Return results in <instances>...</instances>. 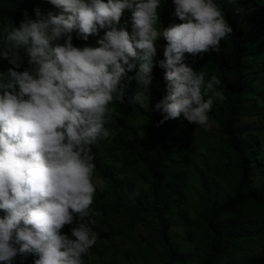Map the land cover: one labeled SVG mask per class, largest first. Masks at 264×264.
Instances as JSON below:
<instances>
[{
  "label": "clouds",
  "instance_id": "clouds-1",
  "mask_svg": "<svg viewBox=\"0 0 264 264\" xmlns=\"http://www.w3.org/2000/svg\"><path fill=\"white\" fill-rule=\"evenodd\" d=\"M59 14L25 12L18 26H0V261L20 256L34 264H84L96 235L97 188L93 146L110 136L106 124L127 102L149 111L156 42L161 38L166 95L155 105L165 121L183 116L208 130L221 80L197 71L188 55L221 50L233 34L217 0H173L180 22L163 27L161 0H49ZM244 11L240 0H223ZM131 11L132 32L121 24ZM160 25V26H158ZM101 30L103 35L100 36ZM96 47H78L73 34ZM187 54V55H186ZM23 71L19 69L23 65ZM138 68V70H137ZM134 72V75H129ZM132 81L137 90L128 95ZM207 97V99H205ZM71 234L62 230L73 225Z\"/></svg>",
  "mask_w": 264,
  "mask_h": 264
},
{
  "label": "rangeland",
  "instance_id": "rangeland-1",
  "mask_svg": "<svg viewBox=\"0 0 264 264\" xmlns=\"http://www.w3.org/2000/svg\"><path fill=\"white\" fill-rule=\"evenodd\" d=\"M35 10L39 9L41 14L47 16L49 12L59 14L60 10L55 8L49 0H33ZM167 1L170 5L173 0ZM167 26L177 20L173 16L175 5L172 3L169 8ZM25 18V13L20 12ZM30 16V15H28ZM33 19L36 18L35 11ZM163 27V21L160 18ZM160 26V25H158ZM247 29V26H245ZM166 41L162 38L156 42L157 55L154 58V69H157L159 61L164 59L163 51ZM226 43L221 42V50L208 52L203 56L192 57L188 55L187 63L197 71L206 73L207 81L212 75H216L221 84L218 91L223 92L224 101H214L209 113L212 127L205 130L202 127L190 124L183 116L180 117L182 127L187 128V142L190 145L189 152L185 159L179 149H175V160H183L177 164L173 173L174 177L180 176L184 183V197L182 201H174L168 210V221L171 222L170 241L186 255L176 264H203L205 248L209 242V232L204 223V217L210 209L209 200L203 195L202 173L210 178L212 185V197L225 198L231 193L238 176V159L223 141L220 132V120L223 118L226 107L232 95V75L209 61V55L215 54L219 57H226ZM187 55V54H186ZM245 67L252 73L251 83L254 90L253 97L258 104V109L248 113L242 120V125L248 128V138H258L260 143L259 152L253 161L252 174L254 176V187L260 188L264 183V59H254L248 56ZM155 86H158L157 79H153ZM135 88V91L137 90ZM130 85L127 89L129 94ZM152 93L150 90V102ZM207 99V97H205ZM118 116L106 124L110 136L95 145L93 150L95 161L100 167L95 166L93 180L103 181L105 187L97 188L94 196V212L99 215L91 216L95 224L105 235L96 232L94 248L89 250V264H165L168 257V248L163 240V226L159 218L150 212L147 207L153 203L152 184L144 161L138 153L131 149H124L121 144L129 143L137 145L140 149L150 148L164 136L162 128L146 114L149 111H138L130 105L117 104ZM146 113V114H145ZM104 170V171H103ZM128 188L135 194L130 195ZM140 198L146 208L138 199ZM115 203H126L131 207L141 208V211L131 216L128 212L118 211L110 206ZM97 205V206H96ZM96 206V207H95ZM250 220L256 227L261 226L262 219L259 216H251ZM250 249V248H247ZM93 251V252H92ZM248 250L242 253L241 257L247 255ZM253 253L260 254L261 249H253ZM35 258L17 257L12 264H34ZM0 264H7L0 261Z\"/></svg>",
  "mask_w": 264,
  "mask_h": 264
},
{
  "label": "trees",
  "instance_id": "trees-1",
  "mask_svg": "<svg viewBox=\"0 0 264 264\" xmlns=\"http://www.w3.org/2000/svg\"><path fill=\"white\" fill-rule=\"evenodd\" d=\"M166 2L161 1L158 8V13L165 27H167L169 8L173 1L170 5H166ZM217 2L224 7L226 19L233 27V34L223 40L226 43V57L218 58L217 55L210 54L208 59L232 75L230 85L232 95L219 124L225 145L237 156L238 176H235L237 179L231 193L225 198H219L217 196L212 197L210 178L202 173L203 195L211 205L204 217V223L209 232V242L205 248L203 264H264V183L260 188H255L252 174L253 161L257 157L256 153L259 152L260 143L257 137L255 139L248 138L246 135L248 128L242 125L243 118L254 109H258V104H256L252 94L254 92L251 83L253 74L247 70L244 64L248 56L254 59H264V0H240L239 6L244 11L238 15L234 14L235 6L230 7L226 3L223 4V0H217ZM34 11L33 0H0V26L5 24L18 26L24 20L20 12H27L32 17ZM175 22L180 21L177 18ZM121 24L130 33L132 32L130 10L124 11ZM102 35L103 30L100 33V36ZM99 38V36L93 35L84 41L77 38L74 33L73 43L78 47H96ZM26 66V64L21 66L19 70L23 71ZM9 67L12 65L7 60L0 61V70H6ZM165 71L159 65L157 69L153 68V79L154 77L157 79L158 86H155L154 81L150 86L152 93L151 112L145 113L156 125L163 119L162 111H156L155 105L166 95ZM129 75H134V72H130ZM136 86V82L132 81L128 95L134 94ZM127 105L130 104L127 103ZM130 107L144 112L138 105H130ZM210 114L212 115L213 111H210ZM180 120V118L171 119L158 126L163 129L164 136L150 148L140 149L137 145L121 144L124 149L128 148L139 154L149 173L154 200L151 207H147V209L159 218L163 226V240L168 248L165 264H176L186 255L185 252L171 243L170 230L172 224L168 221V210L171 204L174 201L184 200L185 193L181 177L171 175L177 164H181L183 161L175 160L174 150L179 149L182 159H185L190 149L187 142V128L182 127ZM94 149L95 146L92 150ZM93 163L100 167L99 162L94 160ZM128 191L130 195L135 196L130 188ZM137 199L143 203L140 198L137 197ZM110 206L118 211L128 212L127 216L136 215L141 211V208L131 207L126 203H115L110 204ZM143 206L146 208L144 203ZM3 215L5 213L0 210V216ZM254 215L261 217V226L256 227L250 220L251 216ZM90 220L91 217L86 218V221ZM92 225L90 224V227L95 235L96 232L105 235V232ZM74 226L75 224L66 225L62 231L70 235L71 228ZM256 248L261 249L260 254L253 253V249ZM245 250H248V257L246 255L241 257ZM89 255L87 253L84 256V264H89ZM16 260L17 257L14 261Z\"/></svg>",
  "mask_w": 264,
  "mask_h": 264
}]
</instances>
